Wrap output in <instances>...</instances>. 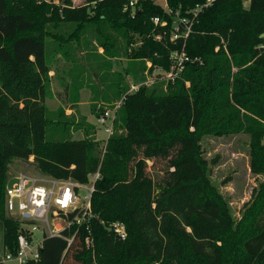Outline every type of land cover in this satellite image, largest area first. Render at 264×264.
Here are the masks:
<instances>
[{
    "label": "trees",
    "instance_id": "16d2710c",
    "mask_svg": "<svg viewBox=\"0 0 264 264\" xmlns=\"http://www.w3.org/2000/svg\"><path fill=\"white\" fill-rule=\"evenodd\" d=\"M128 1L84 0L73 6L71 0L62 5L0 0V243L10 250L16 246L20 222L6 214L4 195L11 164L22 160L35 172L79 182L100 173L91 194L89 231L79 228L69 246L63 236L72 235L73 227L45 238L40 258L27 264H264V180L237 219L211 179V161L201 144L206 133L244 130L252 138L253 168L264 172L259 120H264V0H250L248 9L242 0H217L204 8L185 45L199 60L187 62L173 82L126 93L127 78L143 80L145 59L168 69L169 51L176 46L162 5L137 0L125 8ZM199 1L166 3L182 11ZM154 16L168 25H155ZM66 23L75 24L67 35L57 29ZM89 30L109 58L120 52L128 57L127 78L117 81V90L107 93L101 82L103 98L124 95L104 149L91 136L92 123L65 119L62 107L51 112L44 104L55 95L49 80L54 55H68L71 42L80 47ZM47 36L56 42L49 44ZM71 73L65 97L75 111L83 84L73 89ZM49 129H65L67 137L48 140ZM77 130L82 138L72 137ZM160 172L165 174L154 179ZM172 215H180L184 227ZM116 220L126 226L124 239L107 227ZM153 222L167 241L160 252L149 232Z\"/></svg>",
    "mask_w": 264,
    "mask_h": 264
},
{
    "label": "built area",
    "instance_id": "2783aa9c",
    "mask_svg": "<svg viewBox=\"0 0 264 264\" xmlns=\"http://www.w3.org/2000/svg\"><path fill=\"white\" fill-rule=\"evenodd\" d=\"M215 1L217 0H201L181 11L170 9L166 0H163L162 7L171 18L169 40L176 45L169 51V68L153 65L150 59H145L143 80L130 83L126 93L137 90L141 85L149 87L154 83L173 82L182 76L187 62L199 60L197 56H191L186 52V40L199 13ZM242 1L245 6L250 2ZM136 2L137 0H129L125 8H133ZM152 21L161 27L168 25V20L159 16H154ZM154 39L161 40L162 33H156ZM188 84L186 82V85ZM123 97L124 95L111 106L104 107L98 112L97 123L106 133L102 143L103 149L107 138L114 131V120ZM29 160H32V156ZM99 177V171H95L89 174L86 182H79L72 178H57L33 170L17 174L10 171L5 186L4 208L6 214L20 222V229L13 250L0 243V264H27L35 261L40 258L45 238L63 236V230L73 227L72 235L63 236L69 246L79 228L84 227L88 230L90 219L93 217L91 194ZM80 190H84L85 193L81 195ZM107 227L120 239L127 235L126 226L122 221H112ZM84 242L86 246H91L89 235L85 236Z\"/></svg>",
    "mask_w": 264,
    "mask_h": 264
},
{
    "label": "rangeland",
    "instance_id": "374dc122",
    "mask_svg": "<svg viewBox=\"0 0 264 264\" xmlns=\"http://www.w3.org/2000/svg\"><path fill=\"white\" fill-rule=\"evenodd\" d=\"M31 1L35 5L43 2L56 5L63 4V0ZM153 1L160 5L163 4V0ZM83 2L84 0H71L73 6L80 5ZM74 26L75 24L73 23H66L64 27L61 26L57 29L62 30L67 35ZM110 32L117 36L114 30H110ZM46 41L51 45L56 42L49 36L46 37ZM119 41L121 45V40ZM72 43H69L70 50L68 55L56 53L52 59L49 80L51 90L55 95L51 98H45L44 104L51 112H55L58 107L60 108L58 111L61 112L62 107V115L65 116L63 117L65 119H72L74 122L79 123L82 120L84 121V119L91 122L95 127V131L91 133V136L98 139L102 144L106 138V133L103 127L97 123L98 112L101 108L111 106L118 99L103 98L101 82L103 81L108 90L107 93L114 91L117 81L119 82L121 78L124 80L127 78L124 71L128 57L123 52H120L118 57L109 58L104 53L103 47L96 44L95 33L90 30L83 34L80 47L77 48ZM257 49L262 51V49ZM70 72L73 75V89L77 82H82L83 87L79 90L80 103L77 105L75 111L71 110L69 112L65 111L66 108L70 107L68 99L65 97V87L72 84L70 83ZM126 82L130 85L131 79L127 78ZM96 87H98V94L91 101V96L94 95L93 91H95ZM51 118L55 119L56 114L51 113ZM259 120L264 123V120ZM71 128L73 127L70 125ZM55 130L49 129L47 131L46 138L48 140L65 139L67 137L65 129H59L58 132H55ZM81 132L83 131H73L71 135L72 137H81ZM201 144L205 157L211 161V179L213 183L227 200L232 214L237 219L240 218L245 208L251 202L260 182L264 180V172L256 171L253 168V147L250 133L244 130L228 134L206 133L202 135ZM32 170L31 164L22 160H15L10 166L12 174ZM162 174L165 173L160 172L158 176L153 177L157 180L161 178ZM84 193V190H80L81 195ZM170 219H175L178 227H184L180 215H172ZM151 226L152 228L149 230L150 235L156 246V252H160L165 249L167 241L157 229L158 224L156 222H153Z\"/></svg>",
    "mask_w": 264,
    "mask_h": 264
},
{
    "label": "crops",
    "instance_id": "0c3cea01",
    "mask_svg": "<svg viewBox=\"0 0 264 264\" xmlns=\"http://www.w3.org/2000/svg\"><path fill=\"white\" fill-rule=\"evenodd\" d=\"M80 102H79V100H78V102H77V105L79 104ZM71 110H73L74 111V109H72V108H70V107H68V108H66L65 109V111H71ZM87 121V120H86ZM87 122H89V121H87ZM89 123H91V122H89ZM78 131H81V130H77V131H75V132H78ZM83 137V132H81V137H73V138H82Z\"/></svg>",
    "mask_w": 264,
    "mask_h": 264
},
{
    "label": "water",
    "instance_id": "95a60500",
    "mask_svg": "<svg viewBox=\"0 0 264 264\" xmlns=\"http://www.w3.org/2000/svg\"><path fill=\"white\" fill-rule=\"evenodd\" d=\"M245 8H246V9H248L249 7H248V6H246Z\"/></svg>",
    "mask_w": 264,
    "mask_h": 264
}]
</instances>
